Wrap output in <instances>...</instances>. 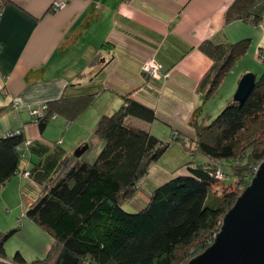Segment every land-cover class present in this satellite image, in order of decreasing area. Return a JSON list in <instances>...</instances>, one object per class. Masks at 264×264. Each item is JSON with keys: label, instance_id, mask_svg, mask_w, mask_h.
Instances as JSON below:
<instances>
[{"label": "trees", "instance_id": "1", "mask_svg": "<svg viewBox=\"0 0 264 264\" xmlns=\"http://www.w3.org/2000/svg\"><path fill=\"white\" fill-rule=\"evenodd\" d=\"M263 2L234 0L226 22L244 20L264 26V13L259 10ZM250 44V38L233 43L203 41L200 50L214 60V76L207 74L203 82L208 78L214 86L221 82ZM155 61L162 69L159 77H166L163 64ZM93 99L94 93L46 102L33 110V115L37 109L44 112L34 119L42 131L54 116L73 121ZM130 117L153 122L158 115L152 107L124 95L121 106L103 115L97 124L95 134L104 146L93 162L70 156L58 144L46 153V145L32 143L22 129L0 137V190L13 176L22 177L25 172L42 186L24 214L52 236L53 244L46 257L33 264H188L204 252L241 195L238 186L249 184L264 159V72L257 76L243 104L232 99L206 124L199 122L197 109L190 120L194 132L188 138L172 136L164 141L148 130L130 126ZM174 142L187 149L195 144V150L208 161L188 162L187 173L157 186L145 207L125 210V203L136 197L153 164ZM25 149L39 157L30 170L20 167ZM224 161L233 163L236 187L225 189L218 197L211 193L217 180L212 172L221 171L226 175L224 181L232 178L220 167ZM16 230L0 233V253L5 254L4 242ZM15 257L24 261L20 251Z\"/></svg>", "mask_w": 264, "mask_h": 264}, {"label": "crops", "instance_id": "2", "mask_svg": "<svg viewBox=\"0 0 264 264\" xmlns=\"http://www.w3.org/2000/svg\"><path fill=\"white\" fill-rule=\"evenodd\" d=\"M53 1L4 0L0 5V137L22 129L32 143H44L46 153L58 144L70 156L88 144L82 158L89 162L95 161L104 146L95 134L99 120L118 109L124 95L152 107L158 115L153 122L130 117V126L162 131L164 137L153 134L164 141L172 139L176 128L192 134L189 120L194 110L201 108L202 118H213L233 99L236 89L235 80L210 101L224 78L213 96H205L200 83L214 61L200 50V44L207 39L216 43L252 41L256 30L264 34L249 21L226 22L234 0H118L99 40L81 49V43L96 32L102 3L70 0L64 9L53 12ZM259 10L264 13V2ZM148 57L162 63L170 77H144L141 66ZM209 82L208 78L203 83L207 86ZM92 93V104L73 121L55 116L42 131L34 120L33 110L46 102ZM14 99L20 102L17 108L12 105ZM68 131L70 136L61 141V134L66 136ZM177 145L179 142L171 146ZM24 153L27 163L21 170H30L39 157L26 149ZM187 164L186 157L154 163L145 184L130 201L131 208L145 207L157 186L187 173ZM151 172L157 173V180L150 178ZM41 189L32 178L15 175L0 192L4 199L11 190L13 195L20 194L25 210ZM7 229L0 221V233Z\"/></svg>", "mask_w": 264, "mask_h": 264}, {"label": "rangeland", "instance_id": "3", "mask_svg": "<svg viewBox=\"0 0 264 264\" xmlns=\"http://www.w3.org/2000/svg\"><path fill=\"white\" fill-rule=\"evenodd\" d=\"M69 1L56 2L54 0L52 2V5H51V10L53 12L60 11L67 6ZM97 1L99 3L101 2L103 5L102 6L103 9H102V13H101L102 14L101 21L96 22L97 28L95 29L96 32L94 33V35L89 37L88 39H86L85 41H83L81 43V46H82L81 49H85L89 44L96 43V41L99 40V36L102 34V31L104 32V28H105L104 22H105L106 18L108 17L109 12L111 13V10H113L115 2H117L118 0H97ZM57 3H58L57 6L59 9L58 8L54 9L53 5L54 4L56 5ZM3 4H4V0H0V5H3ZM257 27L264 30V26H257ZM254 28H255V26H254ZM256 31L258 33L257 34L255 33L248 51L238 62H236V65L234 67H232L231 70H229L227 76L225 75L226 77L224 76L222 78V80L224 78L225 79H224V82L222 83L221 87L219 88V92L213 98L209 99L210 101L217 99L220 96L221 92L227 87V85L230 82L236 80V89L232 95V98L234 99V96L237 92L238 86H239L240 82L242 81L243 77L247 73H255L257 76H261L263 74V72H264V58L261 57V54H263L262 48L264 47V34H262V32H259L258 30H256ZM107 45L108 44L106 43L105 46H107ZM151 59H152L151 57L146 58L143 61V64L141 66L142 67L141 72H142L143 76L146 78H148V76H149L148 74L150 72H153V73L155 72L152 69L153 67H151L149 65ZM246 69H247V71H246ZM209 73H211V77L213 78L214 73H213L212 69L210 70V72H208V74ZM168 77H170V76H168ZM204 79H205V77H204ZM203 80H201L200 85H203L205 87V88L203 87L205 89V96L206 97L213 96L216 92L215 90L217 89V87L220 85L221 82H219L217 85L214 86V82L212 80L211 82H209V85L206 86V84L203 83ZM14 100L12 101V105L16 102V100L15 101ZM17 101L19 102V100H17ZM226 106H227V104L221 109V111H219V113L222 112V110H224V108ZM10 107H11V109H14L12 106H10ZM196 110H194V112ZM198 110H199V114H200L201 108H198ZM219 113H217L214 116L216 117ZM33 116L36 117L35 114ZM199 118H200L199 119L200 123H205V124L208 123V120H206L205 118L204 119L202 117H199ZM211 119L212 118L209 119V122L211 121ZM92 120L94 122V117L91 116V121ZM190 120H191V118H190ZM190 120H189V124H190ZM52 121L53 120H51V122ZM190 126H192V125H190ZM177 130L178 129L176 128V132L173 134V137L174 136H177V137L182 136V138L183 137H186V138L189 137V135L180 134L179 131H177ZM191 130L193 133L194 132L193 129H191ZM156 133L159 135L161 133V136L164 137V134L162 131H160V133H159V130H156V132L154 134H156ZM70 134H71L70 131H68L66 133V136L61 134V136H62L61 141L64 140L66 137L70 136ZM75 135H78V133H76ZM75 135H73V136H75ZM195 149H196L195 144L192 146V148L187 149L186 147L183 146L182 143H179V145H177V146H171L165 152V154L162 156V158H160V159H164L165 161H168V162H173V161H175L176 158L186 157L187 162H191L190 164H200V163H203L204 161H206L207 157ZM84 153L81 154L80 156H78V155H75V152H74V156L79 158V157H82L84 155ZM240 161H241V163L246 162L244 159H241ZM26 163H27V159L25 157H23L21 160L22 168L24 165H26ZM232 166H233V163L231 161H224L220 164L222 171L227 175L233 174ZM218 172H221V171H213L212 172V173H214L215 178L217 180L214 182V184L211 188V193L214 196L221 197V196H223L225 189H227V190L234 189L236 186H235V179H234L233 175H232V178L224 181V177H226V175H224L223 173H222L223 174L222 175ZM255 173H256V171H255ZM255 173L253 174V176L255 175ZM156 175H157L156 172H151L150 178L157 180V177H155ZM250 184H251V181L249 182V184L248 183L241 184L240 186H238V191L240 193H242V191H244ZM10 192H11L10 193L11 195L8 196L9 197L8 199H4L5 197L4 198L1 197V192H0V221H1V223H4L6 227H8L6 233L12 229L18 228V230L13 232V234L10 235L5 240V242H4L5 255L9 259L16 261L19 264H33V262L35 260L43 259L46 257L48 250L50 249V246L53 244V238L45 229L41 228L36 223H34L31 219H29L27 216H25V214L23 213L24 208H23V204H22L20 194L15 193V195H13L14 194L13 190H11ZM7 203H11L12 205L9 206ZM132 205L133 204L131 202L125 203V205H124L125 210L131 212ZM17 251H20L22 253V256L24 257V261H20V260L16 259L15 256H16Z\"/></svg>", "mask_w": 264, "mask_h": 264}, {"label": "water", "instance_id": "4", "mask_svg": "<svg viewBox=\"0 0 264 264\" xmlns=\"http://www.w3.org/2000/svg\"><path fill=\"white\" fill-rule=\"evenodd\" d=\"M257 75L247 73L234 100L241 104L252 92ZM88 144L75 151L80 156ZM188 264H264V161L251 184L223 218L213 243Z\"/></svg>", "mask_w": 264, "mask_h": 264}, {"label": "built area", "instance_id": "5", "mask_svg": "<svg viewBox=\"0 0 264 264\" xmlns=\"http://www.w3.org/2000/svg\"><path fill=\"white\" fill-rule=\"evenodd\" d=\"M56 2H59V1H68V0H55ZM64 4V3H63ZM58 3L55 5H53V7H54V9H56V8H58ZM60 6V5H59ZM59 9V8H58ZM149 65L151 66V67H153L152 69H153V71H155L154 73L153 72H150L148 75L149 76H154V77H159L160 75H161V73H162V69H161V66L159 65V64H157L156 63V61H155V59H151L150 60V63H149ZM19 102L18 101H16L14 104H13V106H19ZM34 114H35V116H36V118H38V117H41V116H43L44 115V112H43V110H37V111H34ZM16 132H18V131H16ZM264 161V159L258 164V166L255 168V171L257 172V170L259 169V167H260V165H261V163ZM218 173H220V174H222V172H218ZM223 175V174H222ZM29 176V172H25V173H23V175H22V177H28ZM0 264H19V263H17L16 261H13V260H11V259H9L8 257H6V255L5 254H2V253H0Z\"/></svg>", "mask_w": 264, "mask_h": 264}, {"label": "clouds", "instance_id": "6", "mask_svg": "<svg viewBox=\"0 0 264 264\" xmlns=\"http://www.w3.org/2000/svg\"><path fill=\"white\" fill-rule=\"evenodd\" d=\"M55 117V116H54Z\"/></svg>", "mask_w": 264, "mask_h": 264}]
</instances>
